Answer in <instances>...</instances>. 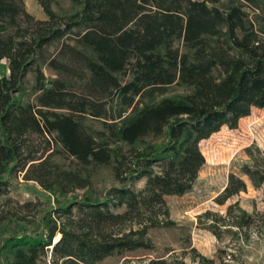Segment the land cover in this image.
I'll return each mask as SVG.
<instances>
[{
	"label": "trees",
	"instance_id": "trees-1",
	"mask_svg": "<svg viewBox=\"0 0 264 264\" xmlns=\"http://www.w3.org/2000/svg\"><path fill=\"white\" fill-rule=\"evenodd\" d=\"M35 1L45 19L25 0H0V61L10 70L0 76V260L42 264L51 251L52 264H98L152 249L149 230L176 224L165 197L190 192L206 163L201 141L264 107V0ZM246 152L218 204L246 191L243 177L264 187V150ZM97 167L115 183L102 199ZM20 175L54 205L14 199ZM200 218L218 237L249 242L256 223L264 231V212L238 202ZM225 253L219 264H245Z\"/></svg>",
	"mask_w": 264,
	"mask_h": 264
},
{
	"label": "rangeland",
	"instance_id": "rangeland-1",
	"mask_svg": "<svg viewBox=\"0 0 264 264\" xmlns=\"http://www.w3.org/2000/svg\"><path fill=\"white\" fill-rule=\"evenodd\" d=\"M69 6V0L60 1L59 8ZM28 8L34 10L30 5ZM50 73L47 71L48 76ZM249 147L264 150V107L253 108L249 116L239 120L236 128L223 126L220 131L201 141L200 148L206 163L190 192L181 196L165 197L169 218L176 224L149 230L154 244L152 249L125 251L98 264H122L126 259L145 260L141 264H146L150 259H165V264H176L179 261H183V264H200L199 255L194 253L193 249L201 255L215 259L217 264L220 263L217 257L220 250L226 251L224 257L231 262L237 260L230 259L229 254H235L237 259L245 264H264V231L259 233L258 223L248 232L250 241L246 242L237 234L226 232H222L218 237L208 230V219L200 218L208 211L223 215L234 202H238L240 207L248 212H264V187L255 189L247 177H243L247 183L246 191L240 192L225 204L216 202L217 196L228 183L229 175L238 174L240 165L249 159L246 152ZM64 161L69 164L68 160ZM145 182L146 178H142L133 189L141 190ZM114 184L109 170L104 167L94 170L93 192L96 197L102 199ZM77 193L83 194V191ZM11 196L20 202L40 200L47 206L54 205L53 195L37 182L24 180L21 175L11 179ZM42 264H52L51 251Z\"/></svg>",
	"mask_w": 264,
	"mask_h": 264
},
{
	"label": "crops",
	"instance_id": "crops-1",
	"mask_svg": "<svg viewBox=\"0 0 264 264\" xmlns=\"http://www.w3.org/2000/svg\"><path fill=\"white\" fill-rule=\"evenodd\" d=\"M28 11L33 14L38 19H45L46 15L42 8L38 6V3L35 0H25ZM32 6L34 10H30L28 7ZM8 27L6 24L0 22V33L6 32ZM10 73L9 62L7 59L0 61V76H8ZM0 264H2L0 260Z\"/></svg>",
	"mask_w": 264,
	"mask_h": 264
},
{
	"label": "bare ground",
	"instance_id": "bare-ground-1",
	"mask_svg": "<svg viewBox=\"0 0 264 264\" xmlns=\"http://www.w3.org/2000/svg\"><path fill=\"white\" fill-rule=\"evenodd\" d=\"M60 238H61V235L59 234V235L56 237L55 241H56V242L59 241Z\"/></svg>",
	"mask_w": 264,
	"mask_h": 264
}]
</instances>
